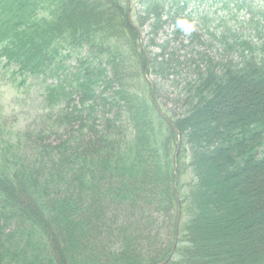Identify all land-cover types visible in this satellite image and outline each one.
<instances>
[{
	"label": "trees",
	"instance_id": "16d2710c",
	"mask_svg": "<svg viewBox=\"0 0 264 264\" xmlns=\"http://www.w3.org/2000/svg\"><path fill=\"white\" fill-rule=\"evenodd\" d=\"M141 7L0 0V68L41 79L44 111L0 139V264H264L262 197L245 194L251 172L264 184V0H236L243 18L197 13L209 47L177 84L178 113L156 93L176 80L168 43L148 57L142 32L183 6ZM200 115L216 122L196 130Z\"/></svg>",
	"mask_w": 264,
	"mask_h": 264
},
{
	"label": "rangeland",
	"instance_id": "374dc122",
	"mask_svg": "<svg viewBox=\"0 0 264 264\" xmlns=\"http://www.w3.org/2000/svg\"><path fill=\"white\" fill-rule=\"evenodd\" d=\"M121 1L131 2L130 10L135 17H137L136 13H140L141 16H145V13H147L145 9L141 7L142 0ZM164 1L167 2V5H172V3L176 1L181 2L183 10L178 13L175 11L176 7H166L164 12L162 11L160 13V18L157 17V15H154L152 11L150 15H147L144 30L142 32V36L145 37L143 51L146 53L148 52L147 55L150 57L152 56L150 50L160 51L162 50L160 45L166 46V43H168L166 46L167 52L173 56V71H175L173 76L176 77V80L168 79L163 81L162 85H159L160 90H157L156 93L159 95L158 102L160 101L162 105L165 103L167 108L169 110L171 109V113L174 111L178 113L179 111H183L184 108L182 106V110H180L181 103L176 97V93L181 89L177 84L187 78L188 75L186 76V73L190 72V64L198 62L199 58H197V55L200 49L209 47V44L205 41L207 36L205 35L204 38L201 37L204 33V25L202 24V20H199L200 16L197 13L202 12L203 9L207 7V11H209L211 15L210 19H219L222 16L230 19L233 13H239L240 18H243L241 16L245 14V11H239L238 8L235 7L236 0ZM158 19L160 20L157 25H155V29H153L157 33H155L154 44L150 49L146 44L148 41V29H150L149 27H151V24L153 25ZM191 33H195L198 37L193 39ZM194 53H196L195 56ZM69 63L72 64L74 62ZM2 71L3 70L0 68V139H2V142L5 145V138H8V136L11 137L12 132L16 133L17 131L25 130V128L33 129L41 123L42 115L44 114L41 103V85L43 82L41 79H37L21 85L18 81L12 79L11 74H4ZM149 79L151 84L156 82V77L154 75H150ZM169 97L171 100L168 101ZM236 98L238 101L236 106L244 107L246 94H242V96L239 95ZM228 109L232 110V108H227V110ZM215 122L214 116L200 115L196 120L194 119V126L196 130L206 131L207 128ZM177 151L178 149L176 147L174 149L175 156ZM209 170L205 168L206 172ZM261 177L262 175H260L259 172L250 173L251 181H248L245 185L247 191L245 194H248V199L251 201H256L261 196L264 205V184ZM185 179L188 180L187 178ZM219 186H222V184H218V187ZM214 187L215 186H213V188ZM250 189H253V191ZM238 200H240L239 197ZM261 209L263 210V213L254 216V218L259 219L261 216L264 217V209ZM234 214H238V211ZM209 221V228H219V226L221 227L223 225L226 226V223L219 224L217 220L212 219Z\"/></svg>",
	"mask_w": 264,
	"mask_h": 264
}]
</instances>
